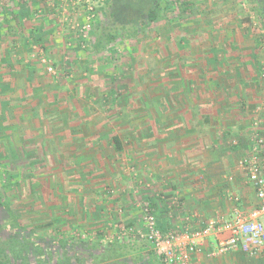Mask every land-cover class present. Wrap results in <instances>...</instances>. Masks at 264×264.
I'll return each mask as SVG.
<instances>
[{
    "label": "rangeland",
    "instance_id": "1",
    "mask_svg": "<svg viewBox=\"0 0 264 264\" xmlns=\"http://www.w3.org/2000/svg\"><path fill=\"white\" fill-rule=\"evenodd\" d=\"M168 1L167 5H162L159 21L139 35L129 34L130 29H123L120 24L113 26V7H116L113 0H15L14 11L8 10L7 17L0 7V65L6 71L1 78L4 83V89H1L10 95L4 96L6 98L0 100V104L17 107L19 101L13 100L16 77L20 76L25 82L26 91L30 89L31 79L33 93L40 92L43 82L57 81V86L64 85L70 92L67 104L70 120L83 117L86 135L89 131H103V137L86 138V143L89 140L92 144L91 148L84 147L85 155L69 156L63 165H122L123 170L126 165H184L176 158L178 151L167 154L171 149L169 146L165 151L158 147L157 136L164 130L172 133L175 129L172 118L184 115V104L177 93L187 88L190 75L194 73L201 81L205 80L201 66L212 57L225 65L228 62L222 53L229 50L231 54L243 53L242 63L248 62V56H251L256 64V70L252 71L254 75L250 76H257L259 83L251 88L250 97L256 103L249 120L254 129L258 128L254 124L261 120L259 107L264 93V10L261 5L255 0H190L193 6L183 12L170 2L173 0ZM122 3L134 8L132 0H122ZM126 14L130 15L124 12L122 16ZM92 15L91 28L81 33ZM103 30L115 31L121 37L116 44L98 52L95 42ZM80 35H86L88 39L85 48ZM206 52L214 56L205 59ZM51 65L55 74L47 70ZM234 76L239 79L237 74ZM163 83L166 84L164 90L161 89ZM57 86H48V89L60 92L62 87L57 90ZM158 94L164 95L158 99ZM11 109L0 114V194L7 196L13 206V181L22 172L20 167L61 162L57 159L59 155H39L41 150H37L38 154L28 153V139H25L28 130L25 134L23 129L17 130L21 132L20 139L9 132L14 130L13 125L19 126V122L12 121ZM23 110V115H29V107ZM6 117L10 119L6 120ZM24 120L22 125L28 127V119ZM55 129L60 128L56 125ZM8 132L10 134L6 135ZM110 133L119 137L123 149L115 151L113 148V152L105 150L101 153L97 148L98 141L106 144ZM74 140L73 136L69 137L70 149L74 148ZM162 179L165 187L170 188L175 183L171 173ZM2 211L0 206V216ZM2 230L0 242L5 236ZM71 233L74 239L92 243L87 233L78 230ZM116 239L110 235L106 244L118 242ZM2 248L14 251V256L21 258L20 249L14 243L4 246L0 243Z\"/></svg>",
    "mask_w": 264,
    "mask_h": 264
},
{
    "label": "crops",
    "instance_id": "2",
    "mask_svg": "<svg viewBox=\"0 0 264 264\" xmlns=\"http://www.w3.org/2000/svg\"><path fill=\"white\" fill-rule=\"evenodd\" d=\"M222 54L227 65H222L219 60L216 62L212 57L214 54L206 52L205 59L212 58L201 66L205 80L201 81L191 71L186 88L189 92L184 89L177 93L184 104V115L172 118L175 128L172 133L164 130L157 136L158 147L165 151L169 146L171 149L167 154L178 151L175 154L179 157L176 158L184 165H126L125 170L122 165H63L69 156L85 155L87 150L85 152L84 147L88 145L91 148L92 144L88 143L89 140L86 143V138L93 135L103 137V131H89L86 135L83 117L70 120L67 110L70 92L64 85H59L62 89L58 92L54 88L48 89V86H57V81L45 80L47 83H42L40 92L33 93L31 79L30 89L26 91L25 82L20 76L16 77L13 100L17 98L19 101L17 107L0 104V114L12 108V121L19 122V126L13 125L14 130L9 132L20 139L21 132L17 130L23 129V134L28 130L25 135L28 153L38 154L37 150H41L39 155H59L57 159L61 164L20 167L22 172L13 181V206L7 196L0 194L11 207L16 220L11 222L8 212L2 207L4 212L0 217L4 220L0 228L5 236L1 235L4 240L0 243L4 246L14 239L24 243L22 239L29 233L33 237L31 241L39 239L50 249L55 240L74 239L71 232L78 230L87 233L92 244L107 245L109 236L118 234L123 226L136 231L143 229V218H140L143 216L141 206L145 202L151 203L163 231L174 233L199 229L217 217L231 220L236 210L246 214L255 210L259 201L239 162L250 153L255 133L260 131L264 136V93L259 107L261 123L254 129L249 119L256 101L250 95L251 88L258 86L259 79L250 75H254L252 71L256 70V64H253L251 56H248V62L242 63L243 53L231 54L227 50ZM194 69L197 73L196 67ZM231 73L237 74L239 79L230 76ZM3 74L6 71L0 65V100L10 96L1 89H4ZM220 74L223 75L221 78ZM165 88L163 83L161 89ZM260 91L263 92L262 88ZM162 95L158 94V99ZM22 107H29V115H23L25 110ZM218 107H222L221 110ZM24 119H28V127L22 125ZM56 125L59 130L55 129ZM71 136L76 138L72 149ZM113 137L118 136L110 133L106 144L98 141L100 145L97 148L101 153L105 150L113 152V148L115 151L123 149L121 141L122 149H118ZM262 157L264 167V152ZM167 173H171L172 182L175 181L170 188L162 184ZM109 190L113 192L109 193ZM219 239L215 236L208 238L201 253L195 255L193 264H264V255L251 257L240 251L215 255ZM19 245L17 247L22 250ZM140 255L149 260L155 254L150 247H145L141 252L133 250L127 258Z\"/></svg>",
    "mask_w": 264,
    "mask_h": 264
},
{
    "label": "built area",
    "instance_id": "3",
    "mask_svg": "<svg viewBox=\"0 0 264 264\" xmlns=\"http://www.w3.org/2000/svg\"><path fill=\"white\" fill-rule=\"evenodd\" d=\"M93 19L92 15L90 19L86 20L87 24L81 33H85L91 28ZM81 37L83 38L82 47L85 48L88 39L85 38L86 35ZM43 63L49 65L46 60H43ZM47 70L49 73L55 74L52 65ZM260 123L257 120L254 124L255 127H259ZM253 142L250 153L241 159L239 165L245 172L248 182L255 189L259 201L255 210L248 214L236 210L234 218L231 220L217 217L199 229L174 233L163 231L151 203L145 202L141 206L143 229L136 231L132 227L123 226L119 235L113 236V239L116 237L118 243L131 238L144 241L149 244L163 264H193L195 255L201 253L205 241L211 236L220 238L215 255H223L231 251H240L251 257L264 255V167L262 157L264 136L257 131ZM112 243L114 242L110 244Z\"/></svg>",
    "mask_w": 264,
    "mask_h": 264
},
{
    "label": "trees",
    "instance_id": "4",
    "mask_svg": "<svg viewBox=\"0 0 264 264\" xmlns=\"http://www.w3.org/2000/svg\"><path fill=\"white\" fill-rule=\"evenodd\" d=\"M1 12L7 17L8 10L14 11L15 0H2ZM17 1V0H16ZM24 0H20L23 2ZM129 1V0H125ZM134 8L130 9L128 4L122 3V0H113L115 9L113 7V26L120 24L123 29H130L129 34L139 35L142 31L154 26L160 18V12L163 4L169 2L168 0H132ZM264 10V0H255ZM174 5L179 6L183 12H188L193 3L190 0H173L170 1ZM167 5V4H166ZM127 12L122 16V13ZM120 35L113 32L103 30L95 42V48L99 51H104L111 45L117 43ZM113 141L118 149L121 148V142L118 137H113ZM0 206L8 212L11 222L15 223V219L11 213V207L6 201H3L0 195ZM18 228V226H17ZM11 231L13 228H10ZM28 233L22 241H14L16 246L20 243L21 259L14 256V251L8 249H0V264H163L162 260L154 255L152 258L145 259L142 255L129 259L127 256L133 250H144L149 247V244L140 240H131L122 243H113L103 245L100 243L92 244L81 239H58L55 240L53 247L48 248L46 244L39 239L34 238ZM37 241V243H36ZM22 243V244H21ZM139 248V249H137ZM10 251V253H9ZM148 261V262H146Z\"/></svg>",
    "mask_w": 264,
    "mask_h": 264
},
{
    "label": "flooded vegetation",
    "instance_id": "5",
    "mask_svg": "<svg viewBox=\"0 0 264 264\" xmlns=\"http://www.w3.org/2000/svg\"><path fill=\"white\" fill-rule=\"evenodd\" d=\"M1 229V228H0Z\"/></svg>",
    "mask_w": 264,
    "mask_h": 264
}]
</instances>
